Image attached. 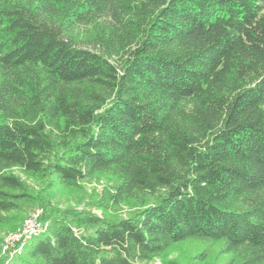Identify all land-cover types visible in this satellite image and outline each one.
Returning <instances> with one entry per match:
<instances>
[{
  "label": "trees",
  "instance_id": "1",
  "mask_svg": "<svg viewBox=\"0 0 264 264\" xmlns=\"http://www.w3.org/2000/svg\"><path fill=\"white\" fill-rule=\"evenodd\" d=\"M37 204L11 264H264V0H0V228Z\"/></svg>",
  "mask_w": 264,
  "mask_h": 264
},
{
  "label": "rangeland",
  "instance_id": "2",
  "mask_svg": "<svg viewBox=\"0 0 264 264\" xmlns=\"http://www.w3.org/2000/svg\"><path fill=\"white\" fill-rule=\"evenodd\" d=\"M82 190H68L67 192L60 191H50L48 193L40 190L39 186L30 182L31 194L38 199H43V204L47 203L50 206L67 209V208H75L78 210H90L95 214H100L99 211L95 210L92 207V191L95 190L96 193H99L103 187L102 183H83ZM39 200V201H40ZM42 208L40 204L37 205H26L23 207V211L21 216L24 218L22 223L15 231H10L6 227L0 228V256L3 258L4 263L8 264L11 257L9 256V251L7 248L5 249L6 242H10L11 239L14 238V233L18 231L20 227H22L24 221L29 218H37V221L41 224H45L41 220ZM93 230H85L84 233H91ZM189 254V250L185 247H179L175 253V255H179L181 257L187 256ZM11 264V263H10ZM147 264H160L158 261H153Z\"/></svg>",
  "mask_w": 264,
  "mask_h": 264
},
{
  "label": "built area",
  "instance_id": "3",
  "mask_svg": "<svg viewBox=\"0 0 264 264\" xmlns=\"http://www.w3.org/2000/svg\"><path fill=\"white\" fill-rule=\"evenodd\" d=\"M45 226L46 224H41L35 217L24 221L22 227L13 234L14 238L11 239L10 242H6L5 249L7 248V251H9L10 254L9 256L11 257L8 264L21 256L28 241L41 234L44 231Z\"/></svg>",
  "mask_w": 264,
  "mask_h": 264
}]
</instances>
